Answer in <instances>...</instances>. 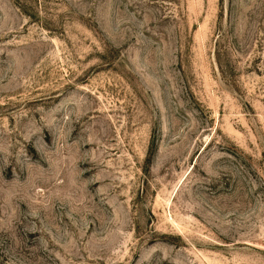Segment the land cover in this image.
Listing matches in <instances>:
<instances>
[{"label": "rangeland", "instance_id": "374dc122", "mask_svg": "<svg viewBox=\"0 0 264 264\" xmlns=\"http://www.w3.org/2000/svg\"><path fill=\"white\" fill-rule=\"evenodd\" d=\"M0 264H264V0H0Z\"/></svg>", "mask_w": 264, "mask_h": 264}]
</instances>
